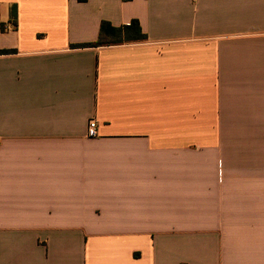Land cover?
Segmentation results:
<instances>
[{"label":"crops","instance_id":"0c3cea01","mask_svg":"<svg viewBox=\"0 0 264 264\" xmlns=\"http://www.w3.org/2000/svg\"><path fill=\"white\" fill-rule=\"evenodd\" d=\"M0 264H264V0H0Z\"/></svg>","mask_w":264,"mask_h":264},{"label":"trees","instance_id":"16d2710c","mask_svg":"<svg viewBox=\"0 0 264 264\" xmlns=\"http://www.w3.org/2000/svg\"><path fill=\"white\" fill-rule=\"evenodd\" d=\"M81 3L87 0H78ZM147 36L142 32L140 23L137 20L132 21L129 25L119 28L111 27L108 23H103L99 39L94 43H88L82 47H100L106 45H122L125 43L144 42Z\"/></svg>","mask_w":264,"mask_h":264},{"label":"built area","instance_id":"2783aa9c","mask_svg":"<svg viewBox=\"0 0 264 264\" xmlns=\"http://www.w3.org/2000/svg\"><path fill=\"white\" fill-rule=\"evenodd\" d=\"M88 136L90 138H96L98 136V122L94 119L89 122Z\"/></svg>","mask_w":264,"mask_h":264}]
</instances>
